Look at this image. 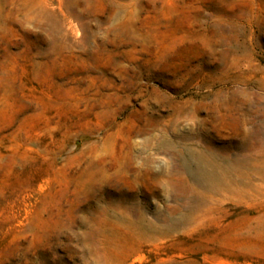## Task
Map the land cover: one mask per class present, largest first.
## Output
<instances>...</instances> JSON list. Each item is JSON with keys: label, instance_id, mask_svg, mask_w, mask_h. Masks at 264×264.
Masks as SVG:
<instances>
[{"label": "rangeland", "instance_id": "1", "mask_svg": "<svg viewBox=\"0 0 264 264\" xmlns=\"http://www.w3.org/2000/svg\"><path fill=\"white\" fill-rule=\"evenodd\" d=\"M0 264H264V0H0Z\"/></svg>", "mask_w": 264, "mask_h": 264}]
</instances>
